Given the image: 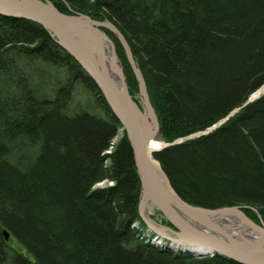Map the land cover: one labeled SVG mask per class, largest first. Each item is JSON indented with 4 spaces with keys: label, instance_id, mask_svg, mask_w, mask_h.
Returning a JSON list of instances; mask_svg holds the SVG:
<instances>
[{
    "label": "trees",
    "instance_id": "trees-1",
    "mask_svg": "<svg viewBox=\"0 0 264 264\" xmlns=\"http://www.w3.org/2000/svg\"><path fill=\"white\" fill-rule=\"evenodd\" d=\"M75 1L123 34L159 141L206 129L264 82V0ZM107 32L137 97L124 49ZM79 88L94 107L77 99ZM153 156L186 202L245 206L264 222V93L213 131ZM139 192L130 143L92 80L41 25L0 15V264H241L150 243Z\"/></svg>",
    "mask_w": 264,
    "mask_h": 264
},
{
    "label": "water",
    "instance_id": "water-1",
    "mask_svg": "<svg viewBox=\"0 0 264 264\" xmlns=\"http://www.w3.org/2000/svg\"><path fill=\"white\" fill-rule=\"evenodd\" d=\"M0 15L38 23L70 54L92 80L128 139L140 181L138 214L153 233L194 257L216 254L242 264H264V222L258 223L242 210L245 206L205 208L187 203L171 185L153 153L170 145L207 134L219 127L240 107L204 130L159 142V121L150 102L143 75L130 46L109 20L99 21L84 13H63L50 0H0ZM105 29L116 35L138 82L139 103L130 95L115 44ZM264 93V82L243 104ZM162 213L172 226L150 217L146 208ZM5 239L9 232L4 229Z\"/></svg>",
    "mask_w": 264,
    "mask_h": 264
},
{
    "label": "rangeland",
    "instance_id": "rangeland-1",
    "mask_svg": "<svg viewBox=\"0 0 264 264\" xmlns=\"http://www.w3.org/2000/svg\"><path fill=\"white\" fill-rule=\"evenodd\" d=\"M67 1V0H66ZM72 2H74L75 4H77V2L75 0H70ZM78 5V4H77ZM79 6V5H78ZM82 13V11L80 12ZM85 14V13H84ZM119 61V59H118ZM125 75V73H124ZM81 89V88H79ZM139 91H137V94L135 93V95L137 96V98L139 97ZM77 99L79 101H81L82 103H85L86 105H89L90 107H94L95 106V101H94V98H93V95L85 88L81 89V90H78L77 92ZM139 100V98H138ZM94 105V106H93ZM119 136H117L115 139H113V143H116L117 140H118ZM108 152H110V150H108ZM108 181L107 180H103L101 182H99L97 184V186H103V185H108ZM148 211L151 213V215L157 220V221H160L162 223V220L164 219V217L162 216V214L157 210V209H154V208H151V207H148ZM261 218V217H260ZM262 219V218H261ZM263 221V220H262ZM141 231L143 232V228L140 227ZM143 235L147 236V234L143 233ZM148 241H150L151 243L153 242V239L152 237H150L149 239H147ZM10 245L23 252V253H27L26 252V249L24 248V246L17 240V238L15 237H11L10 238ZM154 243V242H153ZM30 258H32V256L30 255Z\"/></svg>",
    "mask_w": 264,
    "mask_h": 264
},
{
    "label": "bare ground",
    "instance_id": "bare-ground-1",
    "mask_svg": "<svg viewBox=\"0 0 264 264\" xmlns=\"http://www.w3.org/2000/svg\"><path fill=\"white\" fill-rule=\"evenodd\" d=\"M50 1L55 5V7H56V5H58V4L55 3L54 1H52V0H50ZM66 2H67V1H66ZM58 6H59V5H58ZM56 8H57V7H56ZM70 13H72V12H70ZM4 16H6V15H4ZM89 16H90V15H89ZM90 17H91V16H90ZM91 18H92V17H91ZM93 19H94V18H93ZM95 20H99V19H95ZM105 20H108V19H105ZM99 21H100V20H99ZM110 22H111V21H110ZM45 30H46V29H45ZM107 30H108V29H107ZM46 31H47V30H46ZM109 31H110V30H109ZM47 32H48V31H47ZM105 32L108 34L107 31H105ZM110 32H111V31H110ZM111 33H112V32H111ZM48 34H49V32H48ZM49 35H50V34H49ZM108 35H109V34H108ZM50 37H51V35H50ZM109 37H110V36H109ZM51 38H52V37H51ZM110 38H111V37H110ZM52 39H53V38H52ZM117 39H118V38H117ZM53 40H54V39H53ZM119 42H120V41H119ZM120 44H121V43H120ZM122 47H123V46H122ZM84 72H85V71H84ZM137 84H138V82H137ZM259 86H260V85H259ZM259 86H258L257 88H259ZM257 88H256V89H257ZM256 89H255V90H256ZM128 90H129V88H128ZM255 90H254V91H255ZM138 91H139V90H138ZM254 91H253V92H254ZM129 93H130V92H129ZM251 93H252V92H251ZM251 93H250V94H251ZM138 94H139V93H138ZM250 94H249V95H250ZM130 95H131V94H130ZM249 95H248V96H249ZM131 96H132V95H131ZM132 97L134 98V100H135V99L138 100L137 97H135V96H132ZM247 98H248V97H247ZM247 98H246V99H247ZM246 99H245V101H246ZM256 99H257V98H256ZM103 100H104V99H103ZM135 101H136V100H135ZM138 101H139V100H138ZM245 101H244V102H245ZM244 102H243V103H244ZM252 102H253V101H252ZM105 103H106V102H105ZM136 103H137V102H136ZM243 103H242L240 106H236V107H234L233 109H236V108L240 107V108L237 110V111H239L242 107H244V106L247 105V104H243ZM249 103H250V102H249ZM249 103H248V104H249ZM137 104H138V103H137ZM138 105H139V104H138ZM233 109H231L230 111H232ZM230 111H229V112H230ZM237 111H236V112H237ZM229 112H228V113H229ZM236 112H235V113H236ZM235 113H234V114H235ZM234 114H232L231 116H233ZM231 116H229V117H231ZM229 117H228V118H229ZM222 119H223V118H222ZM220 120H221V119H220ZM224 122H225V121H224ZM224 122H223V123H224ZM223 123H222V124H223ZM222 124H221V125H222ZM221 125H220V126H221ZM111 148H112V147H111ZM111 148H110V149H111ZM139 194H140V192H139ZM181 198H182V197H181ZM182 199H183V198H182ZM183 200H184V199H183ZM187 203H188V202H187ZM189 204H190V203H189ZM146 212H147V214H148L150 217H152L155 221H157V220L151 215V213L148 211V208H146ZM160 213H161V212H160ZM161 214H162V213H161ZM162 216H163V215H162ZM163 217H164V216H163ZM164 218H165V217H164ZM157 222H160V221H157ZM162 224H163V223H162ZM134 225L137 226V222H135ZM137 227H138V226H137ZM143 233L147 234L149 238L152 237V239L154 240V243L152 242L153 245H155V246H159V245H158V237L160 238V236L157 235V234H155V233H153L149 228L146 227V225L143 226V232H142V234H143ZM143 236H144V235H143ZM144 237H145V236H144ZM150 243H151V242H150ZM166 244H167V245H166L165 247H163V248H168V249H170V250H172V251H174V252H177V253H183V252H181V249H180V247H179L178 245L173 244V243H171L170 241H167ZM169 245H170V246H169ZM159 247H161V246H159ZM241 264H242V263H241Z\"/></svg>",
    "mask_w": 264,
    "mask_h": 264
},
{
    "label": "flooded vegetation",
    "instance_id": "flooded-vegetation-1",
    "mask_svg": "<svg viewBox=\"0 0 264 264\" xmlns=\"http://www.w3.org/2000/svg\"><path fill=\"white\" fill-rule=\"evenodd\" d=\"M52 1L57 3L59 6H63V7H64V5L68 4L69 5L68 10L70 12H73V13H80L83 9L82 7H79L77 4H75L72 1L69 2L70 4L68 2H66V0H52ZM104 20H105V18L101 19L100 21H104ZM105 31H107V29H105ZM112 34H114V33H112ZM114 36H116V35L114 34Z\"/></svg>",
    "mask_w": 264,
    "mask_h": 264
},
{
    "label": "built area",
    "instance_id": "built-area-1",
    "mask_svg": "<svg viewBox=\"0 0 264 264\" xmlns=\"http://www.w3.org/2000/svg\"><path fill=\"white\" fill-rule=\"evenodd\" d=\"M146 237H147V239H149L148 235H147ZM153 242H154V240H153ZM158 245L161 246V247H165L167 244H166V242H163V241H161V240L158 238ZM169 246H170V245H169Z\"/></svg>",
    "mask_w": 264,
    "mask_h": 264
}]
</instances>
